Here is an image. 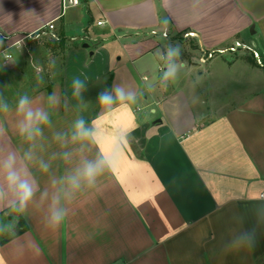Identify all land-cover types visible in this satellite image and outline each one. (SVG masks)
Here are the masks:
<instances>
[{
	"label": "crops",
	"instance_id": "0c3cea01",
	"mask_svg": "<svg viewBox=\"0 0 264 264\" xmlns=\"http://www.w3.org/2000/svg\"><path fill=\"white\" fill-rule=\"evenodd\" d=\"M80 1L64 8L62 0H0V88L9 91L6 73L19 70L15 93L27 91L22 64L35 58L37 71L41 63L50 69L37 90L28 91L38 104L53 92L70 99L72 78H87L84 99L91 103L83 115L101 126L106 151L120 129L129 132L128 147L114 171L78 195L58 229L45 227L42 208L30 207L20 216L16 235L0 236V264H264V231L251 251L222 247L235 227L233 214H243V227H249L252 203L264 192V83L262 91L239 103L219 97L228 85L221 74L234 72L240 59L250 73L264 77V0ZM50 23L56 38L65 40L64 50L48 46ZM189 33L193 36L186 38ZM36 34L37 40H28ZM169 41L180 43L187 69L163 91L155 53ZM236 42L257 51L263 66L245 51L229 53L232 59L221 65L214 63L218 56L200 61L204 51ZM114 83L135 90L138 103L104 117L97 93ZM5 95L14 102L12 92ZM193 95L199 103H191ZM70 103L44 130L39 155L46 160L59 150L53 133L68 130L79 114L76 102ZM0 120L6 124L0 147L26 148L15 114ZM64 168L54 161L52 173ZM33 171L46 187L48 175ZM8 217L9 210L0 206V219Z\"/></svg>",
	"mask_w": 264,
	"mask_h": 264
},
{
	"label": "clouds",
	"instance_id": "9594fccd",
	"mask_svg": "<svg viewBox=\"0 0 264 264\" xmlns=\"http://www.w3.org/2000/svg\"><path fill=\"white\" fill-rule=\"evenodd\" d=\"M164 23H168L167 19ZM155 56L160 62V89L167 91L170 85L179 82L181 73L187 69V62L182 59L178 41H169L163 49L157 50ZM55 63V59L50 58V66ZM42 83L41 75L38 84ZM88 88L87 78L75 76L70 82V99L67 94L61 97L53 92L43 98L41 104L27 91L17 93L14 102L0 91V116L15 114L17 134L27 145L19 150L0 147V206L9 210V217L0 219V236H15L18 218L26 215L33 206L43 209L42 222L46 228L58 229L68 218L70 206L78 195L94 189L106 172L117 168L128 147L129 132L127 129L118 130L111 138V147L107 151L104 149L107 138L101 126L96 120L89 122L83 115L91 103L84 99ZM148 88L152 89L153 86L149 84ZM138 98L139 94L130 86L114 83L97 93L96 104L102 109L103 116L110 118L120 109L131 111V106L138 103ZM73 100L79 114L68 130L53 133V140L59 150L53 151L46 160L39 155L44 151V130L52 126L54 113L60 107L68 110L73 106L70 103ZM199 102V97H191L192 104ZM173 115L178 116L179 110L174 111ZM4 135L6 124L0 120V136ZM94 149V154L89 155ZM57 160L65 165L59 175L52 173L53 162ZM34 168L48 175L46 187H41ZM252 204L254 220L249 227H243V214L234 213L231 217L235 227L230 229L229 238L222 244L224 251H251L256 246L259 234L264 231V196L255 198Z\"/></svg>",
	"mask_w": 264,
	"mask_h": 264
},
{
	"label": "rangeland",
	"instance_id": "374dc122",
	"mask_svg": "<svg viewBox=\"0 0 264 264\" xmlns=\"http://www.w3.org/2000/svg\"><path fill=\"white\" fill-rule=\"evenodd\" d=\"M28 40H37V39H28ZM2 44L0 45V49L2 48ZM27 46H25L26 49ZM45 45L44 47L42 46L41 48H43L45 50ZM43 56V54H41ZM238 55V54H237ZM247 56H237L236 58H246ZM46 57H44L45 59ZM232 59V55L227 53V55L225 56H221L216 59V61L214 62L215 64L221 65L223 61L225 60H231ZM247 59V58H246ZM36 60V58H35ZM34 59L30 60L28 63H24L25 59L21 58V62L24 63L22 65L25 66V68H22V70H26L24 72V77H26V79L28 80V85L30 87H28L29 89L28 91H35L37 90L36 88H38V77L39 76H43V78H46V76L49 75L50 69H48L47 63H45L44 65L41 63L39 65H42V71L39 72L36 70V67H38V63L36 62ZM40 60V59H39ZM58 62V61H57ZM60 66V62L58 63ZM49 65V64H48ZM236 66L237 68L234 70V72L232 73H222V77H224V81L223 83H227L228 85L226 87H222L221 89H219V97L223 102H229V103H239L242 101V99H246L247 97H251L248 96L249 94H255L258 93L260 91H262L263 89L260 88V85L262 83H264V77L262 76V72H260V74L258 73H250L249 69L247 67V64L244 62V60H238L236 62ZM7 74V78H8V82H6L9 91L12 92L11 97L15 98L14 96H16L17 94L15 92L19 91L18 87H19V82L22 80V75H20V71H12L10 73H6ZM260 75V76H259ZM3 76V75H2ZM252 82V83H250ZM1 83V82H0ZM250 83V85H248ZM256 83V84H255ZM252 84V85H251ZM5 83L2 85L4 86ZM1 87V86H0ZM0 91H3L4 94L7 93L8 95V89H4L2 90L0 88ZM25 92V91H24Z\"/></svg>",
	"mask_w": 264,
	"mask_h": 264
},
{
	"label": "built area",
	"instance_id": "2783aa9c",
	"mask_svg": "<svg viewBox=\"0 0 264 264\" xmlns=\"http://www.w3.org/2000/svg\"><path fill=\"white\" fill-rule=\"evenodd\" d=\"M63 2V6L64 8H68V7H77L80 5L81 1L80 0H62ZM99 26H102L103 23H99L98 24ZM47 29L48 31L51 33V36L53 38H56V36L54 35L53 31L55 30V25L54 23H50L48 26H47ZM155 34V33H154ZM165 37H167V35H164ZM193 34H186L185 37L188 38V37H192ZM40 36L39 35H31V36H28L27 38L28 39H38ZM20 42H18L19 44ZM240 51H245V52H249L251 53L255 59L259 60V63L261 66H263V63L261 62L260 60V56L258 54L257 51H255L252 47H250L249 45H246V44H243L241 42H236L232 47L230 48H227V49H220V50H212V51H204L202 53V56H201V59L200 61L202 63H206L214 58H216L217 56H220V55H224L226 53H238ZM7 59H12V55H7L6 56ZM261 196H264V192L262 193Z\"/></svg>",
	"mask_w": 264,
	"mask_h": 264
},
{
	"label": "trees",
	"instance_id": "16d2710c",
	"mask_svg": "<svg viewBox=\"0 0 264 264\" xmlns=\"http://www.w3.org/2000/svg\"><path fill=\"white\" fill-rule=\"evenodd\" d=\"M53 44H55L54 45V47H53ZM48 46L49 47H51V49H55V47H61L60 49H63L64 50V46H65V40L62 38H56V39H54V38H51V39H49V42H48ZM21 225H23V223L22 222H20V226ZM22 227H25V226H22ZM23 230H21V229H19V233H21Z\"/></svg>",
	"mask_w": 264,
	"mask_h": 264
}]
</instances>
